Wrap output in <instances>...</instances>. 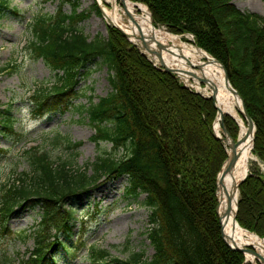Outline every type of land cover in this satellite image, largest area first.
<instances>
[{
    "label": "trees",
    "instance_id": "obj_1",
    "mask_svg": "<svg viewBox=\"0 0 264 264\" xmlns=\"http://www.w3.org/2000/svg\"><path fill=\"white\" fill-rule=\"evenodd\" d=\"M79 1L63 0L74 6L70 13L60 8L38 15L29 25L31 55L54 72L52 80L34 89L32 113L40 116L74 94L82 68L100 59L108 68L111 91L80 108L95 129L99 153L79 166L73 159L52 158L46 145L24 151L30 169L1 187L0 226L6 227L16 208L40 206L35 247L26 261L48 264L55 260L50 251L63 245L61 236L71 233L75 208L69 202L102 180L127 176L126 192L135 198L144 194L143 204L151 211L148 237L154 254L148 259L144 252H134L121 259L92 246V264H244L245 254L223 238L216 211L217 178L228 154L214 134L215 100L156 66L114 26L108 27L107 36L90 38L80 23L91 12L78 11ZM132 1L149 7L156 26L174 34L192 33L201 48L227 67L256 124L253 153L264 162V13L244 11L233 0ZM8 3L0 0V10ZM94 8L100 12L97 4ZM136 67L149 73L153 90L148 95L135 82ZM14 68L0 66V76ZM153 85L164 92H156ZM2 118L0 131L5 132L13 119L7 113ZM222 123L236 139L237 121L225 115ZM50 141L56 148L77 149L80 144L61 134ZM102 142L110 143L111 150L103 149ZM237 220L264 237V174L259 168L251 169L240 186Z\"/></svg>",
    "mask_w": 264,
    "mask_h": 264
},
{
    "label": "rangeland",
    "instance_id": "obj_2",
    "mask_svg": "<svg viewBox=\"0 0 264 264\" xmlns=\"http://www.w3.org/2000/svg\"><path fill=\"white\" fill-rule=\"evenodd\" d=\"M233 3L244 11L264 13V0H233ZM95 4V1L80 0L78 6V11L91 12L90 17L80 23L90 38L107 36L110 26L103 13L95 10ZM60 8L70 13L74 6L63 3V0H9L8 6L0 10V66L10 64L15 67L12 73L0 76V120L5 113L13 119L11 129L0 131V193L4 183L13 180L17 173L30 169L23 155L24 150L33 144L46 145L52 158L73 159L79 166L94 161L99 153V147L93 140L95 129L80 108L81 105H89L91 99L97 102L99 97L111 91L108 68L99 62L100 59H93L82 68L74 94L47 108L43 115H34L29 102L33 90L42 82L52 80L54 75L43 59H36L30 53L29 41L33 36L29 23L38 15L54 14ZM125 17L134 20L130 12ZM158 27L165 29V26ZM181 38L191 43L185 36ZM151 58L159 62L154 55ZM128 64L135 69L133 62ZM135 78L145 94L151 93L153 89L149 86L152 82L146 70L136 67ZM187 83L198 89L194 80ZM152 88L158 93L164 92L157 86ZM190 123L187 121L186 124ZM195 126V130L202 134V126L197 123ZM55 134L80 144L77 149L53 147L50 139ZM101 146L111 150L110 143L102 142ZM261 162L255 155L250 161V169H264ZM127 186V176L102 180L89 192L70 201L69 205L75 208L71 233L61 236L63 245L50 251L49 256L54 254L55 260L48 264H92V246L108 249L112 257L121 259H127L134 252H144L146 258H151L154 254L148 237L152 226L151 211L143 204L145 195L135 198L126 192ZM41 216L42 209L38 205L20 206L6 227L0 226V264H29L26 260L35 247L34 231Z\"/></svg>",
    "mask_w": 264,
    "mask_h": 264
},
{
    "label": "bare ground",
    "instance_id": "obj_3",
    "mask_svg": "<svg viewBox=\"0 0 264 264\" xmlns=\"http://www.w3.org/2000/svg\"><path fill=\"white\" fill-rule=\"evenodd\" d=\"M91 1L99 4L103 17L109 24H116L121 27L143 51H147L149 38L153 37V43L156 48H160L166 65H173L178 68L183 73L185 81L188 82V79H193L196 88L203 93L215 95L225 115L227 113L231 114L239 123V142L235 152L228 146L230 158L225 162L218 180L216 211L221 225L222 221L224 222L225 237L229 241L238 244L253 243L257 248L259 261L264 264V241L255 237L253 233L240 227L234 221L233 210L239 198L236 185L245 176L250 161L255 155L252 149V134L241 114L243 110L242 100L229 84L224 66L213 59L207 51L200 50L192 43L184 42L181 36L172 34L161 27L153 28L145 5L136 6L129 0ZM127 12L133 15L134 20L125 17ZM142 35L146 39L141 38ZM155 57L157 61H161L159 56ZM217 131L221 133L219 126ZM232 159H234V162L229 164ZM229 197L231 198V204L229 203Z\"/></svg>",
    "mask_w": 264,
    "mask_h": 264
},
{
    "label": "water",
    "instance_id": "obj_4",
    "mask_svg": "<svg viewBox=\"0 0 264 264\" xmlns=\"http://www.w3.org/2000/svg\"><path fill=\"white\" fill-rule=\"evenodd\" d=\"M121 1H123V0H121ZM129 1H131V0H129ZM132 3H134L136 6H142V5H145L146 6V8H147V11H148V14H149V16H150V21H151V25H152V27L154 28V27H156L155 26V24H154V17H153V14H152V12H151V10L149 9V7L146 5V4H144V3H142V2H134V1H131ZM100 10H101V8H100ZM101 12H102V10H101ZM111 25H113V26H115V27H117L118 29H120L121 30V32L124 34V36L130 41V42H132L135 46H137L138 48H139V50L144 54V55H146V56H148V57H150V56H152V55H154V56H159V58H160V64H161V66L163 67V69L164 70H167V71H171V72H173V73H175L182 81H184V76H183V73L181 72V71H179L178 70V68H176L175 66H173V65H171V66H168V65H166V63L164 62V58H163V56L161 55V51H160V48L158 47V48H156V46L154 45V43H153V40H154V38L152 37L151 39L149 38V43H148V45H147V51H143L142 50V48L137 44V43H135L133 40H131L130 39V37H129V35H128V33L126 32V31H124L121 27H119L118 25H116V24H111ZM169 32V31H168ZM171 33V32H170ZM176 35H178V34H176ZM179 36H185V37H187L188 39H190V40H193L194 41V35L192 34V33H184V34H181V35H179ZM145 38L146 39V37L144 36V35H142L141 36V38ZM195 46L197 47V48H199L200 50H202L203 48H201L196 42H195ZM204 50V49H203ZM206 51V50H205ZM213 57V59H215L216 61H218L219 63H221L223 66H224V68H225V71H226V74H227V80H228V82H229V84L233 87V89L238 93V95L240 96V98H241V100H242V104H243V110L241 111V113H242V115H243V117L245 118V121H246V123H247V125H248V128L250 129V132H251V134H252V148H253V144H254V139H255V133H256V125H255V122H254V120H253V118L251 117V115L249 114V112H248V110H247V107H246V105H245V101H244V99H243V97L241 96V94L239 93V91L232 85V83H231V81H230V78H229V71H228V69H227V67H225V65L222 63V62H220L216 57H214V56H212ZM188 80H190V79H188ZM191 82V81H190ZM197 92H199V93H201L203 96H205V97H208V98H212V99H214L215 100V102H216V107H217V115H216V118H215V120H214V124H213V126H214V134H215V136L219 139V140H221L222 142H223V144H224V146L226 147V149H227V153H228V146H230V148H231V150L233 151V152H235V148H236V146H237V144H238V142H239V137L236 139V140H234V138L230 135V133L226 130V128H224L223 127V124H222V121H221V118H222V116L224 117L225 116V113L223 112V108L221 107V105L218 103V101L216 100L217 98H216V96L215 95H207V94H205V93H203V92H201V91H199V90H196ZM228 115H230V116H232L231 114H229V113H227ZM234 119H235V117L234 116H232ZM236 120V119H235ZM237 121V120H236ZM218 126L221 128V133H218V131H217V128H218ZM229 153H228V157H227V159H226V161H228L229 160ZM225 161V162H226ZM234 162V159H232L230 162H229V164H232ZM225 164V163H224ZM223 167H224V165H223ZM223 167H222V169H221V171L223 170ZM221 171H220V173H221ZM249 171H250V168L248 169V171L246 172V174H245V176L243 177V179H241L240 181H239V183L236 185V188L238 189V191H239V196H240V186H241V184L243 183V181L247 178V176H248V174H249ZM220 173H219V175H218V179L217 180H219V178H220ZM229 203L231 204V198L229 197ZM238 205H239V198H238V200H237V205H236V207L234 208V221H235V223H237V225H239L240 227H242V228H244L243 226H241L240 225V223L238 222V220H237V215H238ZM222 219V218H221ZM221 231H222V236H223V238L225 239V241L226 242H228L229 244H231L232 246H234V247H237L238 249H240L244 254H245V256H246V260H245V262H244V264H247V263H251V264H257V262L256 261H259V256H258V253H257V248H256V246L253 244V243H243V244H238L237 242H231V241H229L226 237H225V234H224V222L222 221V225H221ZM245 230H247V231H249V232H251V233H253V235L255 236V237H257V238H259L260 240H262V241H264V237H261V236H259L256 232H253V231H250V230H248V229H246V228H244ZM250 248H253L254 249V252H252L251 250H250ZM262 264V263H261Z\"/></svg>",
    "mask_w": 264,
    "mask_h": 264
}]
</instances>
